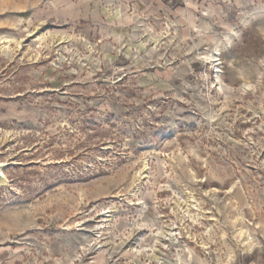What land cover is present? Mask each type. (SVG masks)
<instances>
[{"label": "rangeland", "instance_id": "rangeland-1", "mask_svg": "<svg viewBox=\"0 0 264 264\" xmlns=\"http://www.w3.org/2000/svg\"><path fill=\"white\" fill-rule=\"evenodd\" d=\"M0 167V264H264V0H0Z\"/></svg>", "mask_w": 264, "mask_h": 264}, {"label": "bare ground", "instance_id": "bare-ground-1", "mask_svg": "<svg viewBox=\"0 0 264 264\" xmlns=\"http://www.w3.org/2000/svg\"><path fill=\"white\" fill-rule=\"evenodd\" d=\"M145 166V165H144ZM1 168V167H0ZM147 169V166H145V170ZM143 171V170H142ZM0 173H1V175L3 176V180L2 181H0V186H2V185H5V175H4V173H3V170L2 169H0Z\"/></svg>", "mask_w": 264, "mask_h": 264}, {"label": "water", "instance_id": "water-1", "mask_svg": "<svg viewBox=\"0 0 264 264\" xmlns=\"http://www.w3.org/2000/svg\"><path fill=\"white\" fill-rule=\"evenodd\" d=\"M1 169V168H0ZM3 180V176L1 175V173H0V181H2Z\"/></svg>", "mask_w": 264, "mask_h": 264}]
</instances>
